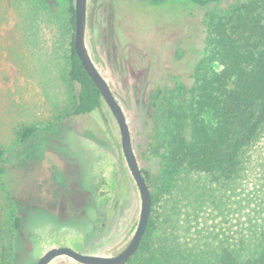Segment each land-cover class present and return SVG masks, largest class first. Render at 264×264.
<instances>
[{
	"label": "rangeland",
	"instance_id": "374dc122",
	"mask_svg": "<svg viewBox=\"0 0 264 264\" xmlns=\"http://www.w3.org/2000/svg\"><path fill=\"white\" fill-rule=\"evenodd\" d=\"M74 2L0 0V264H35L52 246L115 255L138 223L140 194L111 111L104 103L69 114L78 88L68 75ZM235 2L87 0L85 43L123 109L151 193L153 226L124 264H264V129L234 179L167 174L168 114L151 106L156 87L165 97L192 82L206 15ZM24 128L33 132L20 142ZM48 264L80 263L61 255Z\"/></svg>",
	"mask_w": 264,
	"mask_h": 264
},
{
	"label": "trees",
	"instance_id": "16d2710c",
	"mask_svg": "<svg viewBox=\"0 0 264 264\" xmlns=\"http://www.w3.org/2000/svg\"><path fill=\"white\" fill-rule=\"evenodd\" d=\"M147 1L159 6L170 0ZM186 1L202 7L223 0ZM70 9L74 25V8ZM205 27V46L191 73L192 82L177 85L165 97L156 87L151 106L168 114L169 122L160 131L165 173L203 172L222 182L239 175L243 152L264 129V0H237L222 13L212 11ZM68 75L78 85L70 115L89 114L104 105L74 51L73 39ZM32 132L24 128L20 142ZM6 158L0 149V175L7 173ZM14 225L20 226L18 215ZM152 226L148 218L145 233Z\"/></svg>",
	"mask_w": 264,
	"mask_h": 264
},
{
	"label": "water",
	"instance_id": "95a60500",
	"mask_svg": "<svg viewBox=\"0 0 264 264\" xmlns=\"http://www.w3.org/2000/svg\"><path fill=\"white\" fill-rule=\"evenodd\" d=\"M86 12L87 0H75L73 35L74 51L87 75L99 90L104 103L107 105L118 124L121 149L123 151L127 167L140 194L141 206L139 219L130 241L115 255L82 253L70 247L52 246L44 252L35 264H48L55 257L61 255L67 256L80 264H124L138 248L146 231L151 210V193L132 147L131 135L125 114L106 79L100 73L92 60L85 43Z\"/></svg>",
	"mask_w": 264,
	"mask_h": 264
}]
</instances>
